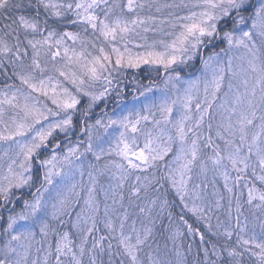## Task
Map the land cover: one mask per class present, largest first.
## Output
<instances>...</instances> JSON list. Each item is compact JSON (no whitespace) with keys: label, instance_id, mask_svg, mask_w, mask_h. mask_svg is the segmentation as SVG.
Returning <instances> with one entry per match:
<instances>
[{"label":"snow or ice","instance_id":"6c2138e0","mask_svg":"<svg viewBox=\"0 0 264 264\" xmlns=\"http://www.w3.org/2000/svg\"><path fill=\"white\" fill-rule=\"evenodd\" d=\"M0 75V264H264V0H0Z\"/></svg>","mask_w":264,"mask_h":264},{"label":"trees","instance_id":"16d2710c","mask_svg":"<svg viewBox=\"0 0 264 264\" xmlns=\"http://www.w3.org/2000/svg\"><path fill=\"white\" fill-rule=\"evenodd\" d=\"M67 30L75 31L76 29H75L74 26H69L67 28ZM191 68L193 69V71L190 74H193V73L196 74V72H197L196 69L200 68L199 62L195 61V63L193 64V67H191ZM188 69H190V68H187V70ZM183 72H185L186 75L189 74V72L186 71L185 69H184ZM182 75H184V74H182ZM156 77H157L156 74L151 72L150 70L149 71L148 70H131V71L127 70L124 73V75L118 77V81L114 82V84L116 86L113 88V90L111 91V94L106 98V100L100 102V105L97 107L96 111L105 109L108 112V111L115 110V108H116L115 105H117V103L120 101V98L118 97V94H120V92H123V89L126 90V88H127L126 85L129 82L132 81L133 83H136V84H138V82H139V84H144L145 85V84H148L150 79L151 80H155V81H157L159 79H162V76L159 77V78H156ZM3 82H4V77L2 75H0V83H3ZM96 113L97 112L94 111V114H96ZM89 159H91V158L89 157ZM218 181H220V178H217V183H220ZM220 185L222 186L223 184L220 183ZM164 187H165V190H166L167 199L170 201L169 210L173 214V222H174V224H179V216L183 215L184 218L190 224L193 225V227H199L200 230L206 234V236H210V234L208 233L207 228L203 225V223L198 221V220H196V218L193 217L191 213H188L185 209H183V206H182L181 202L179 201V198L175 196L174 190H172L168 184H165ZM209 191H211V189ZM221 192H224L223 187H222ZM224 194H225V197H227V193L224 192ZM238 194L239 193L237 192V195ZM223 203L226 204V200ZM18 207H20V206H18ZM234 207H235V205H233V208ZM246 207L247 206H245V209H246ZM244 214L248 215L246 210H245ZM221 218L223 219V216ZM165 223H167V215H165ZM212 223L213 224L216 223L215 218H213ZM184 243L185 244L192 243L193 247L195 249L196 245L199 244V237L197 236L195 238V240H193L191 235H189V234H187V232H185Z\"/></svg>","mask_w":264,"mask_h":264},{"label":"rangeland","instance_id":"374dc122","mask_svg":"<svg viewBox=\"0 0 264 264\" xmlns=\"http://www.w3.org/2000/svg\"><path fill=\"white\" fill-rule=\"evenodd\" d=\"M135 50H138V49H135ZM192 63L194 64L195 62H192ZM187 68H190V69L187 70ZM184 69L189 72V74H187V75L185 74V72L182 73V74H184L183 76L185 79H193V78H195V76H198L200 74L198 71L196 72V74H194V73L190 74L193 71V69L191 67L185 66ZM129 70L131 71V70H135V69H129ZM139 70H148V71L150 70L151 71V69L147 65H143ZM151 72H153V71H151ZM153 73H155V72H153ZM156 78H158V77H156ZM156 82L161 84V89L154 90L153 93H147L146 96L152 97L156 102H159V99L161 97V90H162V79H159ZM143 85L144 84H139V82H138V84L133 83L132 81L129 82L126 85L127 86L126 90L123 89V92H120V94H118L120 101L117 103V105H115L116 106L115 110L108 111V114L109 115H116V116L126 115L128 112L141 110L146 104L150 103L151 102L150 100H147L145 98V96L140 95V92L143 90V88H142ZM145 85H147V84H145ZM96 110H97V108H95L93 110V111L97 112L96 114H94L95 117H100L103 115L104 111H107L105 109L99 110V111H96ZM109 131L111 132L112 130L109 129ZM218 182L223 184V181L221 178H220V181H218ZM220 183H217V185L220 188V190H222V186L220 185ZM210 189H211V187H209V190ZM18 206H20L19 203L17 204V207ZM242 220H243V218H242Z\"/></svg>","mask_w":264,"mask_h":264}]
</instances>
